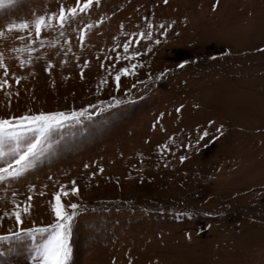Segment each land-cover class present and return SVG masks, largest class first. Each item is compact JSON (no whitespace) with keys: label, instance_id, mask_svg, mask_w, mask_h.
<instances>
[{"label":"rangeland","instance_id":"rangeland-1","mask_svg":"<svg viewBox=\"0 0 264 264\" xmlns=\"http://www.w3.org/2000/svg\"><path fill=\"white\" fill-rule=\"evenodd\" d=\"M75 3L0 7V117L87 109L0 137V167L40 141L32 167L0 181V235L52 223L64 185L80 205L68 264H264V0H101L40 38L8 30ZM32 244L0 241V264H30Z\"/></svg>","mask_w":264,"mask_h":264},{"label":"snow or ice","instance_id":"snow-or-ice-1","mask_svg":"<svg viewBox=\"0 0 264 264\" xmlns=\"http://www.w3.org/2000/svg\"><path fill=\"white\" fill-rule=\"evenodd\" d=\"M100 2L101 0H76L75 6L67 7L61 5L58 13H54L47 17L39 15L31 22V24L28 21H23L20 23H10L7 27L9 31H12L14 29L25 30L34 26L35 36L40 38L43 29L50 27V21L53 19L61 27H64L65 22L70 18H75L78 12H87L93 6L100 4ZM164 2L167 3L168 0H164ZM11 3H14V0H0V7ZM86 27L90 29L93 25H86ZM121 27H123V25H121ZM61 34L63 35V33ZM0 35H3V33L0 32ZM138 35L144 36L150 35V33H139ZM84 38L85 33L81 31L80 40L83 41ZM157 43H159V41H157ZM123 48L125 52H127L129 43H125ZM125 58L127 59L128 57ZM85 65H87V61H85ZM136 67L137 65L135 64L130 66L132 70ZM180 67H183V65H180ZM0 68L4 69V76L7 77L8 70L2 59H0ZM130 68H120L116 73L115 80L117 81V87L119 86L121 74H129ZM164 74V72L160 73L157 79L162 77ZM16 82H20L19 77L16 78ZM7 86L8 80L0 79V89ZM116 103L119 104L122 103V101H117ZM176 111L180 112L181 108H177ZM86 112L87 109H81L80 111L73 112L46 113L41 111L38 114H24L8 118L0 117V137L5 135H19L33 130L38 131L40 136H43L49 130L57 127H63L70 119H76L83 116ZM204 135H207V133H204ZM39 142L38 137H33L32 142H28L26 144V148L19 153L12 162L7 163L5 167H0V181L7 180L8 178L19 177L28 168L32 167V160L37 154ZM181 159H183V157ZM85 167L87 168L88 165H85ZM100 171L102 172L103 169H100ZM31 188L32 186H30V190ZM70 192L72 195H77L79 193L76 181H71ZM68 194L69 192L65 190L64 185H60L59 190L52 193V200L49 201L51 212L55 217L52 223L43 226L33 225L31 228H19L17 231H10L7 235H0V241H7L10 239L23 240L25 238L32 240L33 244L31 252L28 256L30 264H68V260L72 252L69 244V237L71 235L74 218L77 216L78 209L80 208V205L76 203L65 204L62 202V196H67ZM40 195L43 196L44 193L41 192ZM31 201L32 196L29 195L27 200L24 202L23 207L17 205L11 212V215L15 217L16 224L18 226L22 223V214L30 213V209L32 207ZM4 215L8 216L9 213L5 212Z\"/></svg>","mask_w":264,"mask_h":264}]
</instances>
